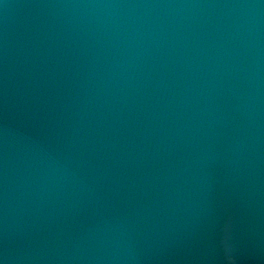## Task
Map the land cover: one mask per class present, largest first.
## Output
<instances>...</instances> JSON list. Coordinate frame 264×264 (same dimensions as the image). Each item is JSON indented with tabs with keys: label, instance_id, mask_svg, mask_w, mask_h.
Listing matches in <instances>:
<instances>
[{
	"label": "water",
	"instance_id": "obj_1",
	"mask_svg": "<svg viewBox=\"0 0 264 264\" xmlns=\"http://www.w3.org/2000/svg\"><path fill=\"white\" fill-rule=\"evenodd\" d=\"M102 264H264V0H47Z\"/></svg>",
	"mask_w": 264,
	"mask_h": 264
}]
</instances>
